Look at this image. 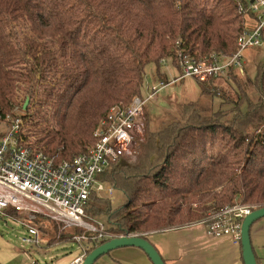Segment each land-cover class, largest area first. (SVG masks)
Returning <instances> with one entry per match:
<instances>
[{"label": "trees", "instance_id": "trees-1", "mask_svg": "<svg viewBox=\"0 0 264 264\" xmlns=\"http://www.w3.org/2000/svg\"><path fill=\"white\" fill-rule=\"evenodd\" d=\"M241 2L0 0L1 118L22 116L24 144L59 162L73 160L95 144L110 108L143 94L147 66L159 72L166 59L177 65L180 46L205 61L237 52L251 21ZM238 71L227 73L235 86L223 76L195 79L201 98L180 103L164 127L154 130L145 121L137 159L100 175L119 190L120 201L93 193L89 221L105 216L113 235L137 234L155 246L151 233L205 220L236 202L264 207V59L253 78ZM20 88L26 101H38L19 115ZM216 95L230 108L215 110ZM31 223L42 235L58 225L44 218ZM82 232L64 230L60 242ZM102 244L90 236L77 246L86 258Z\"/></svg>", "mask_w": 264, "mask_h": 264}, {"label": "built area", "instance_id": "built-area-1", "mask_svg": "<svg viewBox=\"0 0 264 264\" xmlns=\"http://www.w3.org/2000/svg\"><path fill=\"white\" fill-rule=\"evenodd\" d=\"M240 10L251 17V21L238 38L237 52L205 61L178 47L176 66L179 76L172 81L148 84L144 94L135 96L127 107L114 105L110 108L94 132L95 144L73 160L59 162L55 156L24 144L23 117L11 121L0 115V214L8 215L11 214L9 210H14L28 217V220L19 219L28 227L23 242L40 244L41 233L31 223L39 218L56 222L63 230L83 229L81 234L74 236L77 244L90 236L101 242L119 237L104 224L95 225L87 220L86 204L93 193L99 197L107 195L114 203L119 192L113 185L102 181L100 175L116 163L134 157L136 140L145 133L146 104L156 100L160 91L183 79L194 78L207 83L231 69L243 70L245 52L262 46L264 42V0H242ZM18 110L15 108L14 113ZM258 208L236 202L223 210L211 212L199 222L207 224L208 233L214 237H229L240 244L242 223ZM84 259V255L78 256L72 264H82Z\"/></svg>", "mask_w": 264, "mask_h": 264}, {"label": "rangeland", "instance_id": "rangeland-1", "mask_svg": "<svg viewBox=\"0 0 264 264\" xmlns=\"http://www.w3.org/2000/svg\"><path fill=\"white\" fill-rule=\"evenodd\" d=\"M263 59L264 43L261 47L247 50L243 59V70L238 71V75L240 77L248 78L255 77L256 67ZM178 76V68L176 64L174 65V63L170 59H166L162 62L161 71L159 72H157V66L155 64H151L147 66L145 71V81L142 93L144 94L148 84H157L160 82V80L172 81L175 79V77ZM222 76L225 79L224 82H230V84H233L235 86V83L230 80V77L227 75V73L223 74ZM198 83L199 82H197L193 78L184 81L181 80L175 82V84L173 85H169L168 87L160 91L159 96L156 100L146 104L144 123L145 121H147V119H149L150 125H152V129L156 130L164 127L169 123L172 118L173 112L176 111V108L180 103L199 99L201 93ZM24 86H26V84H23L22 88ZM226 91L228 92L229 88L226 89ZM17 96L18 106L16 107H18L19 110L16 112V114H19V111L21 110H26L29 106L31 107L32 111L35 110L38 101L37 96H35L34 101H32L31 99L29 100L26 109H24V103H26V99L24 98V91L21 88L19 89ZM212 103L215 110H218L220 107L224 109L230 108V105L222 104V100L219 95L214 96ZM24 128L26 130V127ZM143 138L144 137L139 139L142 140ZM30 139L34 140V137H31ZM137 145L138 142L136 140V144L134 145V157L131 158V160L134 161L137 159ZM116 195L117 196L115 197V202L113 203L111 201L113 205H116L120 201L122 194L117 191ZM102 196L105 198L109 197L107 195ZM87 220L89 221V215H87ZM89 222L95 225L104 224L105 226H108V221H106L105 216L100 217L98 220H95V222ZM52 225L54 226V223ZM47 227L46 233L44 232L43 235H41L46 239L47 244L51 246L46 248L42 243H40L39 245H31L22 241V238L26 234L28 227L25 224L21 223L19 218L15 217L14 215L0 214V238L2 240L4 239L7 243H10L15 251H17L18 255L16 260L11 264H25V262L31 263L34 260L39 261L40 264H52L55 261L57 254L62 258V256L66 255V253L70 254V252H75L78 249L77 243L74 238L69 242H60L61 235L68 236V234H64V230L59 225H57V227L55 228H50L51 226Z\"/></svg>", "mask_w": 264, "mask_h": 264}, {"label": "crops", "instance_id": "crops-1", "mask_svg": "<svg viewBox=\"0 0 264 264\" xmlns=\"http://www.w3.org/2000/svg\"><path fill=\"white\" fill-rule=\"evenodd\" d=\"M250 232L257 261L259 264H264V218L259 219ZM150 235L166 264H245L240 244L233 242L229 237H214L208 233V225L202 222L154 232ZM40 238H42L40 243L46 248L51 246L42 235ZM81 255L79 249L70 254L66 253L62 258L57 254L52 264H72ZM17 256V251L11 244L0 238L1 264H11ZM34 263L40 264L37 260L31 263L25 262V264ZM95 264L153 263L140 248L123 247L103 255Z\"/></svg>", "mask_w": 264, "mask_h": 264}, {"label": "water", "instance_id": "water-1", "mask_svg": "<svg viewBox=\"0 0 264 264\" xmlns=\"http://www.w3.org/2000/svg\"><path fill=\"white\" fill-rule=\"evenodd\" d=\"M29 100L30 99L28 98L24 105V109H26ZM261 218H264V207H260L253 211L244 219L242 223L241 248L245 264H259L256 259L254 247H252L250 230L252 226ZM123 247L140 248L147 254L153 264H166L159 250H157V248L150 241L137 234L134 236L121 235L118 238H113L103 242L101 246L91 251L82 264H95V262L102 258L103 255L109 254L112 251Z\"/></svg>", "mask_w": 264, "mask_h": 264}]
</instances>
